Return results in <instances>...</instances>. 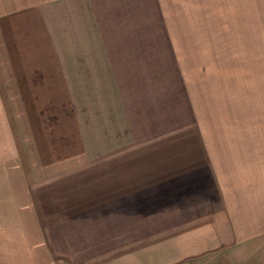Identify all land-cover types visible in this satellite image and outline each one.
Wrapping results in <instances>:
<instances>
[{"label":"rangeland","instance_id":"obj_1","mask_svg":"<svg viewBox=\"0 0 264 264\" xmlns=\"http://www.w3.org/2000/svg\"><path fill=\"white\" fill-rule=\"evenodd\" d=\"M9 9L0 18V183L19 188L21 174L36 195L56 194L41 197L51 201L41 216L60 264H97L85 258L114 251L123 260L99 264H164L154 238L167 207L171 227L193 216L185 203L200 204L207 178L189 161L203 163L200 141L212 127L224 137V126L244 123L243 110H264V21L226 37L231 22L212 31L194 20L188 51L175 52L157 43L165 39L154 18L152 54L120 68L66 70L68 39L52 12ZM73 40L79 47L83 39Z\"/></svg>","mask_w":264,"mask_h":264},{"label":"crops","instance_id":"obj_2","mask_svg":"<svg viewBox=\"0 0 264 264\" xmlns=\"http://www.w3.org/2000/svg\"><path fill=\"white\" fill-rule=\"evenodd\" d=\"M138 1L141 0H1L0 18L1 13L10 11L9 7L18 14L26 13L30 7L51 11L50 21L62 23L61 35L68 39L66 55L60 56L66 70L90 66L96 70L120 68L121 62H135L136 54H152L154 18L157 35L162 38L164 31L165 39L157 43L171 44L175 52L188 51L183 47L187 45L189 22L194 20H208L212 31L221 30L220 22H231V32H225L226 37L229 33L231 37H240V31L250 21H264V0ZM58 9L63 13H58ZM195 12L202 16L190 15ZM78 36L83 40L75 47L73 38ZM89 41L97 43L95 50L85 51ZM111 45L112 51L106 49ZM159 51L167 52V49ZM87 62L91 64L86 65ZM263 112L243 110L240 114L246 118L244 123L224 126V137L214 135L222 131L212 127L209 140L200 141L203 163L197 161V156L189 160L201 166L200 174L207 178L201 185L202 193L196 194L200 204L185 203L184 212L193 216L171 227L167 221L174 210L168 206L160 222L161 232L154 235L155 242L161 245L160 258L164 264H214L220 255L225 261V257L233 259L225 264H264ZM19 177V188L0 183V264H60L50 247L54 233L46 228L41 216V207L51 203L44 199V205L41 197L56 194L39 191L36 195L24 188L25 176ZM68 193L71 196L73 192ZM171 228L175 231H170ZM148 234L144 230L143 236ZM148 238L151 239L149 235ZM116 253L95 254L85 260L97 264L104 260H123Z\"/></svg>","mask_w":264,"mask_h":264}]
</instances>
